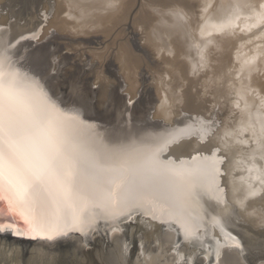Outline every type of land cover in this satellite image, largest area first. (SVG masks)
Instances as JSON below:
<instances>
[{
    "label": "bare ground",
    "instance_id": "6f19581e",
    "mask_svg": "<svg viewBox=\"0 0 264 264\" xmlns=\"http://www.w3.org/2000/svg\"><path fill=\"white\" fill-rule=\"evenodd\" d=\"M155 1L158 3V0H140L138 11L133 13L134 9L131 11V8L134 3L137 2H133V0H50V4L44 5L51 9L52 17L48 20L40 36H45L51 28L56 30L59 36L62 35L64 38H69V40L72 41L78 40L77 42H88L89 39L87 37L91 36L92 38L98 34H103V38L112 33V31L116 34H120V37L117 36L119 37V42L116 48L118 68L116 70L121 72L122 77L124 76L126 80L124 82H127L126 85L128 86V90L131 89V92L127 91L130 93V96H132L133 87L137 85L135 72L137 70L138 61L143 63V55L146 56L148 54L147 47H149V53H151L154 59L162 65L165 75L162 73L164 76L160 77L157 81L155 90L157 95L155 92L153 93L157 96V104L153 114L143 119L142 125L136 124V127H134V125L128 129H116V127L115 129L109 128V125L106 126L99 122L97 117L90 116L84 112L85 110L81 109L83 106L80 108L72 104L73 102H70L71 98L69 99L67 97L69 93H65L64 95L61 91H58V89H52L53 82L56 79L54 77L55 75L49 76L45 72L32 71L20 61L19 63L14 62L9 68L5 69L6 77L10 72L18 71V76L16 77L18 81L22 83L34 82L38 88L42 89L48 95L50 100L57 103L59 101H64L62 105L58 103V107H60L61 111L59 119L62 121L63 127L69 137L78 142L117 141L127 146L141 149L145 157L152 152H158L161 161H172V164L169 165L170 167L184 172H187V170L201 163L200 160H191V157L198 152H203L209 160L224 158V163L219 165L223 172L219 184L220 187L224 189V192L218 193L209 188L206 178L202 175H197L194 178L188 177V179H194L195 183L193 198H190V202L196 205L197 203L202 204L204 200H207L216 204L217 199L222 197L226 200L227 205H218L217 215H224L225 206L234 209L229 227L233 232L238 234L243 244L247 242L250 243L252 242L253 236L248 234L250 230L240 223L239 217L243 219L245 216L253 218L256 227L264 225V0H194L196 1V5L191 6H197V9L189 6L191 4H189V0H182L183 2H188L186 5L180 2L181 0L179 2L173 0L172 4L169 1L171 5L166 7L154 5ZM162 1L161 3L165 2V0L164 2ZM187 4L189 5L187 6ZM46 6L44 7L47 8ZM1 8L4 9L5 6H0V9ZM19 12L21 13V11ZM136 13H139V15H137L138 17H134ZM34 17L35 15L30 16L24 26H20L21 23L19 26L9 23L5 28L1 26L2 20H0V28L5 29L2 33L3 37L8 38L11 36L14 38L12 41V51H17V53L20 54L21 52L19 51L21 48L25 46L26 43H31V41H22L20 45H16V38L38 31L37 29L39 26L36 25L37 17ZM134 24L140 29L137 38L131 36V31L133 29L132 25ZM64 32H69V35H64ZM112 35H114V33H112ZM93 39L95 40L94 37ZM104 41L106 42L107 40ZM116 43L111 44L115 45ZM74 44L75 43H73V45ZM85 45H87V43ZM96 47L100 48V46ZM68 53L70 54L71 52ZM17 56L20 57L18 54ZM83 60H85V57H83ZM71 63H73V60ZM99 66L101 65H98V68ZM82 69L85 70L83 67ZM92 69H94V67ZM142 70L143 68L141 71ZM92 73L94 74L93 70ZM149 73L153 72L149 71L148 74ZM156 73L155 75H159ZM55 74H57V72ZM155 75L154 77H156ZM111 78L112 74L110 79ZM151 79H153L152 76ZM86 81L88 82V80ZM94 82L96 83V81ZM95 83L93 84L95 85ZM111 83L113 84V82ZM116 83H118V81ZM151 84L152 82L150 86ZM75 87L78 88V86ZM105 87L107 89L106 85ZM81 88L83 87L81 86ZM108 89L110 90V87ZM67 90L69 91V89ZM104 90L102 89V91ZM124 91L126 92V90ZM139 91L140 90H138V92ZM90 93H92V91ZM114 93L116 92L113 91V95H115ZM66 94L68 95L66 96ZM93 95L95 97V94ZM113 95L111 96L113 97ZM80 96H83L81 92L79 97ZM103 96L107 97L106 95ZM109 96L110 95H108V97ZM77 101H79V99ZM118 101L120 100L118 99ZM213 101H219L220 104L226 107V109L224 108V112L221 109H219L221 113L217 111L219 112L216 114L218 117H216V115L213 117V113L207 115L208 107L210 106L207 107V104ZM86 102L84 103L85 105H87ZM81 104H79V106ZM97 105H99V103ZM101 106L97 108L102 109ZM179 106L188 108L190 113L182 115V113H184L182 111V113L180 112L181 115L178 113L179 116H176L175 114L178 112L177 109ZM97 108H95V110ZM210 108L211 106L209 110ZM179 109L181 110V108ZM217 109L218 108H216V110ZM131 111L133 112V110ZM89 113L93 114V112ZM97 114L98 112H96V115ZM220 114L222 116L221 119L219 118ZM190 115L195 117V119H189L188 117ZM72 117H78L79 122L72 119ZM214 118L218 120L219 126H217L218 122H216ZM217 118H219L220 121ZM173 124L174 126H172ZM177 141L178 143H176ZM165 145L168 146L165 147ZM212 147L219 149L215 157H213L209 151ZM167 149L170 154L164 155V151H167ZM181 161H183V163ZM186 187L187 186H185V188ZM101 195L103 196V194ZM197 195L202 197V200L197 201L194 198ZM81 215H83L85 221L91 223L94 227H101L102 231L105 227H109L107 208L102 200L82 203L80 205V210L77 211L75 215L69 216L68 226L80 227ZM120 221L122 220L117 217L115 220L117 230L110 231V238L115 241L114 247H116L117 254L116 264H126V257L128 258L129 264H175L173 263L174 261L172 262V257V259L169 260L164 258V256H166L165 253L169 248L167 246L170 245V242L173 243V240H175V243L177 241L182 242L185 239L183 232H180L177 237L178 225L169 223L164 226L168 230L163 231L150 224V230H145L143 224L136 223L134 220L128 222L130 230H132L136 224L144 227L142 229L144 230L145 245H149L153 241H161L158 246V251L145 252L141 245L143 242L138 241L139 243L137 245L132 243L133 241L125 243L122 241L124 238L122 240L117 238V232L119 231L118 225H121ZM246 231H248L247 234ZM262 231L264 233V229H262ZM88 233L87 229H85L83 235L74 233L79 234V236L75 239L74 235V237H72L74 241L71 242V244L74 247L73 252H76L78 264H86L85 260H87L88 264H110L101 256L100 253L102 252L97 248V244H99L100 241H97L98 243L94 242L96 246L92 249L94 251H85L86 248L83 247L84 245L81 241L88 239ZM23 237L25 238L23 239ZM106 238L107 240L109 239L108 235ZM67 240L69 239L66 237H57L49 241L39 236L33 238L32 235L11 236L10 233H0V264H64L62 260V255H64L62 250L64 249L61 248L60 243ZM125 240L126 239H124V241ZM155 244L157 245V242ZM184 244L185 243H183V245ZM197 245V249H194L192 245L185 244L184 248H187L189 255V260L187 261L192 262L193 260H197V264H204V257L198 256L199 254H203V251L199 247L198 242ZM260 246L264 249V243ZM179 252V257H182V252ZM212 252H214V248L211 250V253ZM94 255L97 257L95 258ZM111 255L109 256L111 257ZM233 258L236 260L237 264L244 263L241 262L242 258L240 255L234 256ZM262 259H264V257H262ZM253 264H255V262ZM258 264H264V261Z\"/></svg>",
    "mask_w": 264,
    "mask_h": 264
},
{
    "label": "snow or ice",
    "instance_id": "6c2138e0",
    "mask_svg": "<svg viewBox=\"0 0 264 264\" xmlns=\"http://www.w3.org/2000/svg\"><path fill=\"white\" fill-rule=\"evenodd\" d=\"M4 31L0 28V217L10 219L0 220V233L49 241L83 235L85 229L94 233L98 227L83 215L80 227H69V216L82 203L102 200L109 221L105 234L117 230V217L143 224L145 230L151 224L167 231L164 226L175 223L185 244L199 242L204 258L214 248L216 264H237L233 257L244 252V244L229 227L234 209L225 206L224 215H217V206L227 205L222 197L216 204L190 202L195 183L188 177L202 175L209 188L224 192L219 184L224 158L209 160L198 152L191 160L201 163L184 172L170 167L172 161H161L158 152L145 157L141 149L117 141L71 139L59 119L58 103L64 101L50 100L34 82L18 81V71L6 77L5 69L19 61L17 51L11 50L14 38H4ZM37 40V33L31 32L16 38V45ZM72 119L79 122L78 117ZM209 151L215 157L219 149ZM180 247L179 241L174 243L173 253Z\"/></svg>",
    "mask_w": 264,
    "mask_h": 264
},
{
    "label": "rangeland",
    "instance_id": "374dc122",
    "mask_svg": "<svg viewBox=\"0 0 264 264\" xmlns=\"http://www.w3.org/2000/svg\"><path fill=\"white\" fill-rule=\"evenodd\" d=\"M25 1V2H22ZM47 1V2H45ZM137 1L136 3H134L133 7L131 8V11L133 10V13H135L136 11H138L139 7H140V0H133V2ZM162 0H158L155 1L154 5L156 6H162V7H166L168 5H171L173 0H164L161 3ZM171 4H169L170 2ZM176 1H180V0H174ZM185 1V0H184ZM187 1V0H186ZM194 3H192V2ZM38 2V3H37ZM182 3H184L186 5V3L189 2V4H187V6L189 5L190 7H192L191 5H196V1L194 0H189L188 2H183L182 0L180 1ZM9 3V4H8ZM41 3V4H40ZM50 4V0H0V6H5V8H1L0 9V20H2L1 26L3 28H5L6 26H8L9 23L11 24H16L17 26H24L27 23V20L29 19L30 16H34L37 17L36 19V25H38L40 27L41 24H44L43 29L46 27L48 20L52 17V11L51 9H49L46 5ZM26 4V5H25ZM46 4V5H44ZM159 4V5H158ZM21 5V6H20ZM9 6V7H8ZM44 6H46L47 8H45ZM28 8V9H27ZM194 9H197V6L192 7ZM20 9V10H19ZM47 9V10H46ZM26 10V11H25ZM15 11V12H14ZM21 11V13L19 12ZM151 12V11H150ZM42 13V14H40ZM45 14H47V19H45ZM151 14V13H150ZM137 15H139V13H136L134 15V17H136ZM39 16V17H38ZM152 16V15H149ZM34 17V18H35ZM138 17V16H137ZM17 21V22H16ZM135 25V24H134ZM132 25L133 29L131 31V36L137 38L139 36L140 33V29L139 27L137 28V25ZM38 27V31H36L37 35H38V39L35 42H31L30 44L26 43L25 46H23L21 48V50L19 52H21L20 54L18 53V56L15 57V60L20 61L21 63H24L25 66L29 69H31L32 71H36V72H45L47 73L49 76H54L56 79L55 81L52 83V89L56 90L58 89V91H61L64 95L65 93H69L66 94V96L70 99V102L72 104H74L75 106L78 107H84L87 105H91L90 108L89 106L87 107H82L81 109H84L88 115L90 116H94L98 118V121L105 124L106 126H108L109 128H114L116 127V129H128L131 128V126L136 127L137 125H142L143 124V119H146L148 116L150 117L153 114L154 108L157 104V93H156V84L157 81L160 79V77H163L165 75V72H163L164 68L162 67L161 64H159L154 57L152 56L150 52V50L148 49L149 47H147V51L148 54L146 56L143 55L142 61L143 63H141V61H138V66H137V70L135 72L136 74V78H137V85L135 87H133L132 89V93L130 96L131 92L129 89L128 90V86L126 85L127 82L124 76L122 77L121 72L117 71V52H116V48L118 47V38L120 37V34H116L115 32L112 31V33H114V35H112V33H110L108 36H104V40H107L106 42L103 40L102 36L103 34H98L96 36H93L95 38V40L93 39V37H87L89 40L88 42H77L78 40L72 41L69 40V38H64L62 35L59 36V34L56 33V30H53V28H51L43 37H40L43 30L40 31ZM136 27V28H135ZM115 31V30H114ZM139 31V32H138ZM65 33V32H64ZM134 33V34H133ZM64 35H69V32H66ZM112 36V37H111ZM119 36V37H117ZM40 37V38H39ZM45 37V38H44ZM75 39V38H74ZM59 42H58V41ZM64 42H63V41ZM97 40V41H96ZM102 40V41H101ZM116 40V41H115ZM67 43H66V42ZM104 41V43H103ZM112 41V42H110ZM57 42V43H55ZM117 42V43H116ZM60 43V44H58ZM73 43H75L73 45ZM77 43V44H76ZM87 43V45H85ZM106 43V44H105ZM108 43V45H107ZM111 43H116L111 44ZM53 44V45H52ZM55 44V45H54ZM110 44V45H109ZM67 45V46H66ZM82 45V46H81ZM85 45V46H84ZM76 46V47H75ZM96 46H100V48L96 47ZM102 46V47H101ZM73 47V48H72ZM80 47V48H79ZM108 47V49H107ZM85 48V49H84ZM97 50H95V49ZM104 48V50H103ZM106 48V49H105ZM112 48V49H111ZM46 49V50H45ZM65 49V50H64ZM78 49V50H77ZM83 49V50H82ZM93 49V50H92ZM102 49V50H101ZM115 51H114V50ZM36 50V51H35ZM50 50V51H49ZM60 50V52H59ZM92 50V51H91ZM113 50V51H112ZM49 51V52H47ZM56 51V52H55ZM75 53H73V52ZM81 51V52H78ZM85 51V52H83ZM98 51V52H97ZM107 51V52H105ZM35 52V54H34ZM68 52H71L70 54ZM77 52V53H76ZM54 53V54H53ZM68 53V54H67ZM84 53V54H83ZM90 53V54H88ZM109 53V55H108ZM76 54V56H75ZM88 54V55H87ZM41 55V56H40ZM92 55V57H91ZM101 55V56H100ZM108 55V56H107ZM51 56V57H50ZM60 56V58H59ZM112 56V57H111ZM114 56H115V60H114ZM50 57V58H49ZM73 57V58H72ZM78 57V58H77ZM80 57V59H79ZM83 57H85V60H83ZM94 57V58H93ZM102 57V58H101ZM105 59H104V58ZM46 58V59H45ZM107 58V59H106ZM109 58V59H108ZM42 59V60H41ZM62 59V60H61ZM93 59V60H92ZM139 59V58H138ZM65 60V62H64ZM73 60V63H71ZM77 60V61H76ZM82 63H80V62ZM86 61V62H85ZM90 61V62H89ZM92 61V62H91ZM94 61V62H93ZM97 61V62H96ZM105 61V62H104ZM45 62V64H44ZM79 62V63H78ZM100 62V63H99ZM107 62V63H106ZM109 62V63H108ZM116 62V64H115ZM38 63V64H37ZM58 66H57V64ZM66 63V64H65ZM68 63V64H67ZM90 63V64H89ZM97 63V64H96ZM55 64V65H54ZM65 64V65H63ZM94 64V65H92ZM111 64V65H110ZM144 64V67H143ZM146 64V66H145ZM48 65V66H47ZM73 65V66H72ZM84 65V66H83ZM97 65V67H96ZM98 65L99 66L98 68ZM114 65V66H113ZM54 66V67H53ZM72 66V67H71ZM85 68L82 69V67ZM151 66V67H149ZM153 66V67H152ZM60 67V68H59ZM76 70H75V68ZM87 67V68H86ZM94 67V69H92ZM148 67V68H147ZM70 68V69H69ZM78 68V69H77ZM91 68V69H90ZM104 68V69H103ZM139 68V69H138ZM143 68V70L141 71V69ZM147 70H146V69ZM152 68V69H151ZM155 68V69H154ZM57 69V70H56ZM82 69V70H80ZM90 69V70H89ZM97 69V70H96ZM154 69V71H153ZM92 70L94 72V74L92 73ZM99 70V72H98ZM102 72H101V71ZM66 71V72H65ZM72 71V72H71ZM84 71V72H83ZM138 71V72H137ZM153 72V73H149L148 72ZM57 72V74H55ZM75 72V73H74ZM98 72V73H97ZM142 72V73H141ZM157 72V73H156ZM159 72V73H158ZM115 73V74H114ZM120 73V74H119ZM159 74V75H155ZM164 75H163V74ZM68 74V75H67ZM87 74V76H86ZM90 74V75H89ZM106 74V75H105ZM112 74V78L110 79ZM117 74V75H116ZM138 74V75H137ZM142 74V75H141ZM153 74V75H152ZM66 75V76H65ZM84 75V76H83ZM94 75V76H93ZM108 75V76H107ZM114 75V76H113ZM154 75L156 77H154ZM96 76V77H95ZM98 76V78H97ZM100 76V77H99ZM102 76V77H101ZM120 76V77H119ZM138 76V77H137ZM143 76V77H142ZM151 76L153 79H151ZM104 77V79H103ZM116 77V78H115ZM142 77V78H141ZM74 78V79H73ZM80 78V79H79ZM84 78V79H83ZM94 78V79H93ZM59 79V80H58ZM68 79V81H67ZM83 79V81H82ZM103 79V80H101ZM111 81H110V80ZM149 79V80H148ZM64 80V81H62ZM73 80V81H72ZM88 80V82L86 81ZM106 80V81H105ZM109 80V81H108ZM143 80V81H142ZM71 81V82H70ZM81 81V82H80ZM92 81V82H90ZM96 81V83L94 82ZM99 81H103V82H99ZM118 81V83H116ZM60 82V83H59ZM105 82V83H104ZM113 82V84L111 83ZM115 82V83H114ZM141 82V83H140ZM152 82L151 86L150 83ZM65 85H64V84ZM84 83V84H83ZM95 83V85L93 84ZM109 83V84H108ZM111 83V84H110ZM140 83V84H139ZM143 83V84H142ZM149 83V84H148ZM81 84V85H80ZM89 84V85H86ZM107 86V89L105 87V85ZM117 84V85H114ZM146 84V85H144ZM63 85V86H61ZM84 85V86H83ZM103 85V87H102ZM140 85V86H139ZM142 85V87H141ZM68 86V87H67ZM74 86V87H73ZM78 86L79 90L77 87ZM81 86L83 88H81ZM85 86H86V90H85ZM98 86V87H97ZM139 86V87H138ZM147 86V87H146ZM149 86V87H148ZM67 87V88H66ZM97 87V88H95ZM110 87V90L108 89ZM138 87V88H137ZM142 89H141V88ZM90 91H89V89ZM99 88V90H98ZM104 91H102V89ZM115 88V89H112ZM126 88V89H125ZM152 88V89H151ZM69 89V91L67 90ZM88 89V90H87ZM96 89V90H95ZM146 89V90H145ZM67 90V91H66ZM76 92H75V91ZM107 90V91H106ZM115 91L116 93H114L115 95H113V91ZM126 90V92L124 91ZM138 90H140L138 92ZM144 90V91H143ZM154 90V91H153ZM87 91V92H86ZM92 91V93H90ZM99 91V92H98ZM109 91V92H108ZM129 91V92H127ZM136 91V92H135ZM75 92V93H74ZM80 92L81 94L86 95V96H80ZM84 92V93H83ZM87 94H86V93ZM135 92V93H134ZM156 93L153 94V93ZM102 93V94H101ZM106 93V94H105ZM120 95H119V94ZM127 93V94H126ZM139 93V94H138ZM151 93V94H150ZM91 94V95H90ZM95 94V97L94 95ZM99 94V96H98ZM117 94V95H116ZM136 94V96H135ZM78 95V96H77ZM106 95L107 97L103 96ZM108 95H110L108 97ZM113 95V97L111 96ZM144 95V96H143ZM71 96V97H69ZM98 96V97H97ZM121 96V97H120ZM149 96V97H148ZM78 97V98H77ZM89 97V98H88ZM91 97V98H90ZM94 97V98H93ZM116 97V98H114ZM130 99H129V98ZM137 97V98H136ZM141 97V98H139ZM152 97V98H151ZM88 98V99H87ZM101 98V99H100ZM103 98V99H102ZM114 98V99H113ZM143 98V99H142ZM79 99V101H77ZM82 99V101H81ZM86 99V100H84ZM100 99V100H99ZM105 99V100H104ZM118 99L120 101H118ZM132 99V100H131ZM137 99V100H136ZM141 99V100H140ZM147 99V100H146ZM72 100V101H71ZM104 100V101H103ZM116 100V102H115ZM129 100L132 101V103H129ZM77 101V102H76ZM84 101V102H83ZM98 101V102H97ZM128 101V103H127ZM86 102L87 105H85L84 103ZM106 102V103H105ZM110 102V103H109ZM152 102V103H151ZM156 102V103H155ZM81 104L79 106V104ZM99 103V105H97ZM136 103V104H135ZM148 103V104H147ZM78 104V105H77ZM102 106H101V105ZM105 104V105H104ZM115 104V105H114ZM123 104V105H122ZM133 104V105H132ZM213 104V105H212ZM218 104V105H217ZM132 105V106H131ZM151 107H150V106ZM154 105V106H153ZM211 106L210 110L209 107ZM217 105V106H215ZM220 105V107H219ZM96 106V107H95ZM101 106L102 109L97 108ZM109 106V107H108ZM209 106V107H208ZM214 106V107H212ZM224 106V107H223ZM107 107V108H104ZM128 109H127V108ZM208 107V114H212V116L214 117V115H216L217 113H221V110L224 112V108L226 109L225 105L220 104L219 101H213L212 103L210 102V104H207ZM223 107V109H222ZM88 108V109H86ZM93 108V109H91ZM95 108H97L95 110ZM126 108V109H125ZM141 108V109H140ZM144 108V109H143ZM181 108V110L179 109ZM214 108V110H213ZM216 108H218L216 110ZM90 109V110H89ZM106 109V110H105ZM125 109V110H124ZM138 109V110H137ZM143 109V110H142ZM146 109V110H145ZM149 109V110H148ZM212 109V110H211ZM221 109V110H219ZM88 112H87V111ZM95 110V113H94ZM99 110V111H98ZM105 110V112H104ZM123 110V111H122ZM133 110V112L131 111ZM178 112L175 114L176 116L181 115L180 112L182 113V111L185 113H182V115H186L188 113H190V110L188 108L185 107H178ZM216 110V111H215ZM149 111V112H148ZM219 111V112H217ZM89 112H93L89 113ZM96 112H98V114L96 115ZM114 114H113V113ZM136 112V114H135ZM143 112V113H142ZM216 112V113H215ZM100 113V115H99ZM103 116H102V114ZM106 113V114H105ZM179 113V115H178ZM192 113V112H191ZM203 113V112H202ZM108 114V115H107ZM111 114V116H110ZM125 114V115H124ZM149 114V115H148ZM206 114V113H204ZM139 115V116H138ZM142 115V116H141ZM118 116V117H117ZM120 116V118H119ZM101 117V119H100ZM103 117V118H102ZM144 117V118H143ZM216 117H218V115H216ZM221 114L219 115V118L221 119ZM108 118V119H106ZM217 118V119H219ZM110 119V120H109ZM114 119V120H112ZM216 122H218V120H216V118H214ZM219 119V121H220ZM108 120V121H107ZM107 121V122H106ZM118 121V122H117ZM123 121V123H122ZM128 121V122H127ZM109 122V123H108ZM120 124V125H119ZM114 125V126H113ZM174 126V124L172 125ZM217 126H219V122L217 124ZM168 149L167 151H164V155H169L170 152L168 153ZM168 153V154H166ZM120 220H122L121 218H119ZM240 219V223L243 226H246L250 231L248 233V231H246V234H251L253 236L252 238V242H247L244 244V252L242 254H240V257L242 258L241 262H244L245 264H253L255 262V264L261 263L262 261H264V259H262V257H264V249L261 248V244L264 243V233L262 231V229H264V225L263 226H257L259 228H257L255 226V221L253 220V218H249L245 216V220L241 217H239ZM243 219V220H242ZM128 220H122L120 221L121 225H118L119 228H125L126 230L121 232L118 231L117 234V238L119 240H122L123 238L126 239L124 241V239L122 240L125 243H129L130 241H133L132 243L137 244L138 245V241L143 242V244H141L143 247L142 249L145 250V252H150V251H158V246L160 244L159 241H153L151 244H146L144 243L145 237H144V230L142 228H144L143 226H140L139 224H136V226L134 225V228L132 230L129 229V224ZM138 226V227H137ZM251 227V228H250ZM98 231H95L94 233H88V239L87 240H82L81 243L84 245H81L83 247H85V251H89L92 250L93 247H96L94 245V242H102L98 245L97 248H99L101 256L106 259L110 264H116V260H117V254H116V247H114V243L115 241H113L110 237V231L108 232V234H105V230L107 229L106 227L104 228V230L102 231L101 227H98ZM259 229V230H258ZM136 230V231H135ZM135 231V232H134ZM141 234H140V233ZM139 233V234H138ZM72 235V236H71ZM75 237H74V236ZM108 235L109 239L107 240L106 236ZM161 235V233H160ZM79 236V234H70V236H67L66 238H68L69 240L65 241V242H61L60 246L61 248H63L64 250L63 253L64 255H62V260L64 262V264H78L77 262V258H76V252H73V246L71 244V242H73V238H77ZM124 236V237H123ZM133 236V237H132ZM136 236V237H135ZM140 236V237H139ZM143 236V237H142ZM137 238V239H136ZM143 238V239H142ZM256 240H255V239ZM100 239V240H99ZM142 239V240H140ZM254 240V241H253ZM97 242V243H98ZM105 242V244H104ZM157 242V245L155 244ZM198 242V241H197ZM197 242L195 241L192 244V247L194 249H197ZM173 243H175V240H173ZM173 243L170 242V245H166L167 247H169L166 251V256H164V258L172 260L173 263L175 264H184L183 262L186 260H189L188 257V250L185 247V244L183 245L184 241L180 242L181 247L176 250L175 253H173L172 248H173ZM196 243V245H195ZM199 243V242H198ZM107 244V245H106ZM105 245V246H103ZM154 245V246H153ZM183 245V246H182ZM102 246V247H101ZM145 246V248H144ZM92 247V248H91ZM110 247V249H109ZM152 247V248H151ZM89 248V249H88ZM115 248V249H114ZM108 249V251H107ZM182 249V250H181ZM186 249V250H185ZM255 250V251H254ZM94 251V250H92ZM169 251V252H168ZM171 251V252H170ZM182 252V257H179L180 252ZM185 251V252H184ZM187 251V252H186ZM168 252V253H167ZM257 252V253H256ZM105 253V254H104ZM179 253V254H178ZM108 254V255H107ZM112 254V255H111ZM178 254V255H177ZM111 255V257L109 256ZM115 255V256H114ZM113 256V257H112ZM170 256V257H169ZM198 256H202L204 257V253L203 254H199ZM94 257L96 258L97 256L94 255ZM168 257V258H167ZM172 257V258H171ZM179 257V258H178ZM246 257V258H245ZM177 259V260H175ZM183 259V261H182ZM206 259V260H205ZM126 264H129L128 258L126 257ZM197 260H193L192 262L187 261V264H197L196 262ZM204 264H216V258H215V252H212L207 258H204ZM261 261V262H260ZM86 264H88L87 260H85ZM190 262V263H189ZM194 262V263H193ZM243 263V264H244Z\"/></svg>",
    "mask_w": 264,
    "mask_h": 264
},
{
    "label": "water",
    "instance_id": "95a60500",
    "mask_svg": "<svg viewBox=\"0 0 264 264\" xmlns=\"http://www.w3.org/2000/svg\"><path fill=\"white\" fill-rule=\"evenodd\" d=\"M7 219H10L9 217H0V220H7ZM7 233H10V235L12 236V234H11V232L9 231V232H7ZM177 237H178V235H177ZM25 237H23V239H24ZM27 238V237H26ZM21 239V238H20Z\"/></svg>",
    "mask_w": 264,
    "mask_h": 264
}]
</instances>
